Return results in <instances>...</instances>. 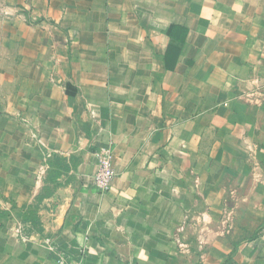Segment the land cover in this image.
I'll use <instances>...</instances> for the list:
<instances>
[{
	"label": "crops",
	"instance_id": "0c3cea01",
	"mask_svg": "<svg viewBox=\"0 0 264 264\" xmlns=\"http://www.w3.org/2000/svg\"><path fill=\"white\" fill-rule=\"evenodd\" d=\"M62 252L264 264V0H0V264Z\"/></svg>",
	"mask_w": 264,
	"mask_h": 264
},
{
	"label": "built area",
	"instance_id": "2783aa9c",
	"mask_svg": "<svg viewBox=\"0 0 264 264\" xmlns=\"http://www.w3.org/2000/svg\"><path fill=\"white\" fill-rule=\"evenodd\" d=\"M98 170L95 174L96 187L101 193H107L110 191L112 182L116 176V171L113 165V157L109 151H105L102 154L98 155ZM45 171L42 169V172L39 176V181L42 180V175ZM19 235L23 237L22 230L19 232ZM54 247L51 248L53 250ZM56 264H77L71 263L67 260L65 253H60L59 258Z\"/></svg>",
	"mask_w": 264,
	"mask_h": 264
}]
</instances>
